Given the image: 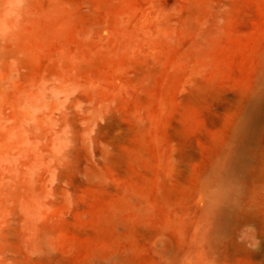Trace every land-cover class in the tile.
<instances>
[{
    "label": "rangeland",
    "instance_id": "rangeland-1",
    "mask_svg": "<svg viewBox=\"0 0 264 264\" xmlns=\"http://www.w3.org/2000/svg\"><path fill=\"white\" fill-rule=\"evenodd\" d=\"M0 264H264V0H0Z\"/></svg>",
    "mask_w": 264,
    "mask_h": 264
}]
</instances>
